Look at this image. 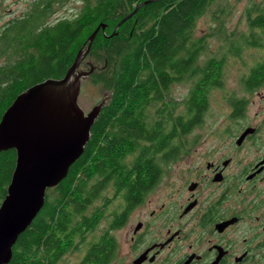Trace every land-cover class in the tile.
<instances>
[{
    "label": "trees",
    "instance_id": "obj_1",
    "mask_svg": "<svg viewBox=\"0 0 264 264\" xmlns=\"http://www.w3.org/2000/svg\"><path fill=\"white\" fill-rule=\"evenodd\" d=\"M145 1L84 0L75 19L41 27L38 35L34 33L38 27L25 29L24 49L37 47L40 57L27 61L18 75L16 71L7 75L0 118L23 91L48 79L62 78L81 47L83 35L90 36L97 27L99 33L89 54L101 68L90 78L110 92V98L91 127L83 154L54 188L56 195L46 192L43 208L17 238L8 264H56L67 252L79 253L84 241L89 247L96 246L90 237L99 227L106 204L96 213L100 203H93L92 195L95 199L105 190L110 194V187H114L129 196V189L140 187L146 179L151 185L160 177L159 167L174 162L181 140L202 124L209 110V94L223 87L228 63L244 60L246 72L240 78L244 92L251 94L259 87V54L248 65L243 53L264 46V0L250 4L246 32L236 36L219 31L216 51H211L206 37L195 36V27L210 10L219 12V19L212 21L222 22L226 13L220 0L152 2L113 32ZM106 23L111 30L109 27L102 37L100 24ZM182 82L189 86L179 102L171 87ZM228 99L233 106L240 104L235 95ZM14 158V150L0 152V205L10 184ZM90 182L95 183L93 194L87 195ZM88 213L99 215L89 217ZM98 241L108 246L105 239ZM96 251L87 250L83 264L94 261Z\"/></svg>",
    "mask_w": 264,
    "mask_h": 264
},
{
    "label": "flooded vegetation",
    "instance_id": "obj_2",
    "mask_svg": "<svg viewBox=\"0 0 264 264\" xmlns=\"http://www.w3.org/2000/svg\"><path fill=\"white\" fill-rule=\"evenodd\" d=\"M6 1L0 0V102L7 91V75H13L14 71L18 75L27 61L40 57L37 47L24 49L25 29L53 27L68 20L63 17L48 21L55 13L54 6L61 2L30 0L23 8L20 0H10L9 8L5 9ZM253 94L250 102L245 95L233 94L240 104L233 106L228 100L227 115L214 131L197 134L192 143L193 132L181 140L177 163L161 165L160 177L151 185L146 179L140 187L129 189V196L114 187H110V194L105 190L95 199L92 195L93 203H100L96 213L106 204V212L98 219L99 227L90 237L97 245L89 247L84 241L79 253L67 252L56 264L69 261L83 264L87 250H97L90 264H263L260 260L264 259V46L261 45L259 87ZM249 104L256 107L254 112L249 111ZM202 124L195 128H202ZM171 168L175 176L166 184L171 191L158 196L154 190L163 184ZM93 185L94 182L89 183L87 195L93 194ZM54 188L47 190L51 197L56 195ZM98 215L87 214L96 218ZM102 239L107 241V247L98 244Z\"/></svg>",
    "mask_w": 264,
    "mask_h": 264
},
{
    "label": "water",
    "instance_id": "obj_3",
    "mask_svg": "<svg viewBox=\"0 0 264 264\" xmlns=\"http://www.w3.org/2000/svg\"><path fill=\"white\" fill-rule=\"evenodd\" d=\"M156 1L159 0L137 5L117 28L140 7ZM105 25L101 27L106 30ZM98 32L99 27L84 43L83 49H87L78 52L81 54L76 55L62 78L48 79L20 93L0 120V152L14 150L16 155L10 184L0 205V264L10 262L12 247L43 207L47 190L57 186L83 154L91 127L108 100L87 114L79 102L80 78L97 69L92 65L91 72H79ZM66 88L70 91L68 96L57 92ZM47 92L54 96H46Z\"/></svg>",
    "mask_w": 264,
    "mask_h": 264
},
{
    "label": "rangeland",
    "instance_id": "obj_4",
    "mask_svg": "<svg viewBox=\"0 0 264 264\" xmlns=\"http://www.w3.org/2000/svg\"><path fill=\"white\" fill-rule=\"evenodd\" d=\"M30 0H20L19 5H22L24 8ZM223 4V10L226 13L224 19L222 22H214L213 19H219L218 11L212 12L211 10L202 16L199 21L197 22V25L195 27V36L196 37H206L208 40L209 48H211V51H216L219 47V40L221 39V35H219V31L222 30L229 33H235L236 36L243 34L247 31V12L250 4L253 2V0H220ZM261 0H256V2H260ZM84 0H66L62 1L61 4H58L57 6H54L55 13L53 15H50L48 18V21L52 22L53 20L57 18H63L70 20L75 15H78L81 7L83 6ZM31 3V2H30ZM10 4V0H7L4 3V8L8 9V5ZM12 9V6H10ZM40 16H43L40 14ZM42 20V19H40ZM108 24V23H106ZM102 24H100L101 26ZM103 27V26H102ZM101 27V28H102ZM111 26L108 24L106 26V30ZM96 29V28H95ZM117 29L114 28L113 32ZM102 37H104L106 33L105 28H102ZM42 31L41 27L35 28L34 33L36 35L40 34ZM108 32V31H107ZM99 33V32H98ZM97 33V34H98ZM104 33V34H103ZM87 33L83 35L81 42V47L79 48V51L83 49V45L88 39ZM97 36V35H96ZM87 37V38H86ZM96 38V37H95ZM94 38V40H95ZM86 39V40H85ZM87 47L83 49L85 51ZM91 49V47H90ZM78 51V52H79ZM77 52V54H78ZM90 50L87 52L85 60L80 66L79 72L88 73L92 71V65L95 66L97 69L94 72H98L101 68V63L97 62L95 59H93L90 54ZM79 53L78 55H80ZM259 54V49H253L245 50L243 53V56L247 59L245 62H248V65H250L256 56ZM83 55V52H82ZM207 55V53H206ZM203 56V54H202ZM75 60L76 55L73 56ZM74 62V61H73ZM72 62V63H73ZM91 63V64H90ZM66 65V62L64 63ZM71 64L68 66L67 70ZM244 60L243 59H237L234 61H231L228 63L226 68V73L224 76V84L223 87L219 90L212 91L210 95V107L209 110H207L204 119L205 123L202 124L203 127L198 129L195 128L193 131V136L191 137L190 141L191 143L196 138V135L199 133H208L211 131H214L216 125L220 123V120L227 115V109H228V97L230 95H238V96H246L247 101L250 102L252 98L254 97V94H245L243 93V88L240 82L241 76L246 72V69L244 68ZM249 67V66H248ZM66 70V72H67ZM65 72V74H66ZM93 72V73H94ZM64 74V75H65ZM78 74V72H77ZM63 75V76H64ZM79 102L81 104L82 110L85 114L90 112L94 107L99 105L102 102H105L106 98L108 100L106 101L105 105H107L109 98H110V92H107L102 89L101 85L94 84L91 81L90 74L82 76L79 80ZM188 84L182 82L179 84H175L171 87L172 89V96L176 98L177 101L181 102L182 99L185 97L188 89ZM72 87V85H71ZM75 88V86H74ZM73 88V91H74ZM253 101L256 102V98L253 99ZM78 104V103H77ZM249 111L254 112L256 107L254 105L249 104ZM6 111V110H5ZM4 114V113H3ZM3 116V115H2ZM2 118V117H1ZM1 120V119H0ZM16 156V155H15ZM15 160V158H14ZM11 160H9L10 163ZM14 162V161H13ZM177 162H173L172 166L175 165ZM15 167V163H14ZM14 170V169H13ZM13 173V172H12ZM12 175V174H11ZM175 176L174 169L171 168L168 171V174L166 178L164 179L163 184L154 190V193H157L158 196H164L168 192L171 191L170 188L166 186L167 183H171L173 178ZM153 197V194H151ZM122 233H120L121 235ZM261 263L264 264V259L260 260ZM67 264H73L72 261H69Z\"/></svg>",
    "mask_w": 264,
    "mask_h": 264
},
{
    "label": "bare ground",
    "instance_id": "obj_5",
    "mask_svg": "<svg viewBox=\"0 0 264 264\" xmlns=\"http://www.w3.org/2000/svg\"><path fill=\"white\" fill-rule=\"evenodd\" d=\"M60 95H64V96H68L70 95V91L66 88V89H62L57 91ZM46 96H54V93L51 92H47ZM65 99V98H64Z\"/></svg>",
    "mask_w": 264,
    "mask_h": 264
}]
</instances>
